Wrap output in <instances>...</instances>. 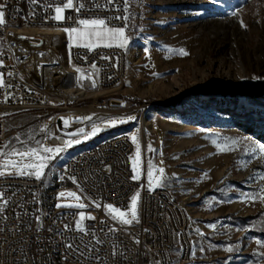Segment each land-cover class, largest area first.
<instances>
[{"label":"rangeland","instance_id":"1","mask_svg":"<svg viewBox=\"0 0 264 264\" xmlns=\"http://www.w3.org/2000/svg\"><path fill=\"white\" fill-rule=\"evenodd\" d=\"M129 4L126 48L130 68L140 71L141 78L125 92L138 105L153 104L150 123L142 127L144 145L136 135L138 169L142 178L145 163L148 168L151 161L153 185L161 177L158 169H166L163 185L188 208L195 255L184 264H264V248L257 243H264V202L247 199L264 187V159L251 151L264 144V92L255 96L237 92L242 90L239 86H251V77L260 80L257 88H264V0H129ZM180 49L187 55L180 54ZM66 84L77 89L87 82L69 80ZM89 92L69 101L70 105L77 108L108 99L104 90ZM216 111L220 114L214 115ZM51 117L44 110H10L5 117V145L20 146L22 139L28 141L27 148L36 146L44 131L59 129L58 120L44 127ZM132 117L112 119L126 121L115 126L106 121L99 125L128 127L137 120ZM63 130H68L66 124ZM92 132L89 129L87 138L84 134L72 138L65 156L107 135V131ZM158 137L161 162L156 160ZM77 139L80 143L73 142ZM232 140L239 142L232 145ZM24 162L38 163L39 157ZM62 192H74L80 199L58 194V204L84 203L86 207L80 210L86 217L93 216L85 211L87 197L79 188ZM86 222L87 218L84 227ZM212 224L216 227H209ZM228 246L233 248L230 253L225 251Z\"/></svg>","mask_w":264,"mask_h":264},{"label":"built area","instance_id":"2","mask_svg":"<svg viewBox=\"0 0 264 264\" xmlns=\"http://www.w3.org/2000/svg\"><path fill=\"white\" fill-rule=\"evenodd\" d=\"M5 5V25L0 26V73L4 84L0 86V150L7 140V121L3 111L44 110L50 114V125L59 117H67L69 127L84 121L81 107L91 105L98 115L90 120L83 133L93 127L100 129L101 122L114 118L137 116L128 127L110 128L108 136L90 142L70 156H65L71 139L83 135L57 129L54 133L44 131L40 146L64 149L54 156L46 168L57 180L50 189L44 178L18 175L0 177V204L7 201L0 212V264H184L193 259L194 242L190 234V215L184 201L165 185L149 191L147 170L142 178L133 180L134 153L137 142L132 137L140 136L142 145L143 122L152 108L150 102L136 104L125 92L141 78L140 71H132L126 47L97 46L89 50L71 43L69 37L66 52L61 53L72 70L80 69L86 75V87L91 91L104 90L108 99L94 100L77 108L42 85L28 79L29 59L18 54L15 43L21 42L22 32L38 30L37 36L45 38L46 30H60L78 26V19L106 18L110 27H122L123 20L116 16H129L123 0H114V5L105 0H80L85 7L80 12L66 9L65 19L56 21L55 7L63 6L66 0H0ZM76 0H74V5ZM103 7H96V5ZM63 54V56H62ZM104 57H108L105 59ZM95 66V67H93ZM11 74V75H9ZM91 77V78H89ZM248 78V77H247ZM249 79V78H248ZM249 81L247 79H244ZM95 81V87L92 82ZM251 77V86L238 87L239 93L253 96L264 92L257 88L259 82ZM231 93V92H230ZM255 96V95H254ZM77 100H80L77 98ZM112 100H121V105H112ZM81 114L82 120L71 121L73 114ZM130 113V114H129ZM138 129V130H136ZM35 138L32 142H35ZM28 141L21 139V147ZM17 148L18 146H14ZM154 152H150L153 159ZM64 161L63 169L58 163ZM74 178V179H73ZM79 188L87 197L85 211L94 219H87L84 231L76 229L80 209L57 207L60 192ZM137 191L141 197L138 204L139 223L123 225L105 207L111 204L127 210L130 198ZM95 202V203H93ZM100 205L97 207L96 205ZM65 225L69 227L66 229ZM110 229H112L110 231ZM99 241V243H97ZM138 241V243H137ZM67 244H72L71 249Z\"/></svg>","mask_w":264,"mask_h":264},{"label":"snow or ice","instance_id":"3","mask_svg":"<svg viewBox=\"0 0 264 264\" xmlns=\"http://www.w3.org/2000/svg\"><path fill=\"white\" fill-rule=\"evenodd\" d=\"M37 0H32V3H36ZM63 2V0H62ZM106 4L114 5V0H105ZM124 3V10L127 11V4L128 0H123ZM4 4H0V26L5 25V12H4ZM75 7L76 12H80L81 9L85 7L83 3H80V0H76V4L74 5V0H66V2H63V6H57L55 7V15L52 17L56 21H63L65 19L64 12L66 9H73ZM96 7H103V5L97 4ZM233 16H236L237 13L235 11L232 12ZM117 20H123L124 25L122 27H110L109 21L106 18H84V19H78L77 27L72 28H64L63 31L65 33H68L69 40L75 41L76 46H81L86 49H93L94 47L100 46L103 44L105 47H113L118 46L121 48H124L128 44V37L126 35V27L127 22L130 19L129 16H116L114 17ZM241 25H243V22L241 21ZM246 27V26H244ZM106 42V43H105ZM147 42V41H146ZM175 51V50H170ZM180 54L187 55V53L183 50H179ZM43 56V53L40 54ZM105 59H108V57H104ZM3 62L0 61V66H2ZM95 67V66H93ZM76 71H80V69H76ZM11 75V74H9ZM91 78V77H89ZM255 79V77H253ZM4 84L3 74L0 73V86ZM92 86L95 87V81L92 82ZM84 119H91V117H86ZM135 117H127V120H134ZM124 123L125 120H112L109 121V126H115V124ZM65 124H67V121H65ZM99 129L97 127H93L92 134L94 135ZM80 133L84 134L85 138H87L88 134L83 133V130H79ZM227 139H225V142H227ZM17 140H19V137H17ZM133 142H137V137H132ZM74 143H80V140L73 141ZM238 140H232V145H235L238 143ZM70 146V145H68ZM217 147L220 148V144L217 143ZM3 149H7L6 151L0 150V177L4 176H12V175H18L21 177L25 176H34L37 180H40L44 177L45 172L44 169L49 166L51 161L55 159L54 156L50 155L53 150L41 147H29L25 150L16 149L14 146L10 145H4ZM64 149H56V153L59 154ZM221 151H223V148H220ZM252 152L257 153L261 156L262 159H264V144L256 145L252 150ZM11 157H19V159H11ZM33 157H39L38 163H25V158L32 159ZM140 162V148L139 144H137V152H136V158L133 161V172L136 173V175L132 176L133 180L140 179V171L138 169V165ZM158 171L161 173V177L156 178L155 185H153V172H154V166L152 165L151 161L148 162V168L146 173L147 178V187L149 191H154L155 187H161L163 186V173L164 169L160 168ZM74 179V178H73ZM59 197H72L76 199L77 201L80 199L79 196L76 195L74 192L59 193ZM141 197L140 191H137L135 194H133L130 198V204L128 206V209L126 211H122L120 208L114 207L111 204L106 205L105 207L112 215L113 220H118L119 223L123 225H131L133 222L139 223V217H138V203ZM247 199L251 201L260 200L264 202V187L260 188V191L258 193H252L249 194ZM95 203V202H93ZM7 201H4V204H0V212L4 210V207L6 206ZM99 207L100 205H96ZM57 207H67V208H76V209H84L86 205L84 203H63V204H57ZM130 216V218H128ZM94 219V217L85 216V213L83 211L79 212V220L76 221V229L83 232L84 226L83 221L85 219ZM69 226L65 225V228L67 229ZM211 228H215L216 225L212 224L209 225ZM112 229H110L111 231ZM199 233V229L196 230ZM200 235H203V233H199ZM99 243V241H97ZM138 243V241H137ZM258 244L262 248H264V243L257 241ZM67 248L71 249L73 247L72 244H67ZM200 251H203L201 248ZM225 251L232 252L233 248L231 246H228ZM192 255H195V253H192ZM261 255H264V253H261Z\"/></svg>","mask_w":264,"mask_h":264},{"label":"bare ground","instance_id":"4","mask_svg":"<svg viewBox=\"0 0 264 264\" xmlns=\"http://www.w3.org/2000/svg\"><path fill=\"white\" fill-rule=\"evenodd\" d=\"M35 30V29H33ZM30 31V30H29ZM38 31V30H37ZM39 32H22L21 42L13 45L14 49L20 56L29 59L27 68L28 79L34 84H40L43 87L59 94H64L65 101H73L76 98H83L90 94L85 86H80L77 89L71 88L66 81H75L82 84L86 80V75L81 71L71 70L67 60L64 62L61 59V53L66 52L67 46L64 41L68 39V33L60 30H49L45 38L37 36ZM43 53V56L40 54ZM67 62V63H66ZM174 86V85H173ZM100 89L96 88L99 92ZM81 109V112L86 117H91L92 120L98 115L96 109L91 105H86ZM218 111L214 115H219ZM89 119H84L81 123L72 124L70 126L71 133H79V130H85ZM150 123L149 118L143 124ZM50 124V120L45 121L44 127Z\"/></svg>","mask_w":264,"mask_h":264},{"label":"crops","instance_id":"5","mask_svg":"<svg viewBox=\"0 0 264 264\" xmlns=\"http://www.w3.org/2000/svg\"><path fill=\"white\" fill-rule=\"evenodd\" d=\"M71 43H72V41H71ZM73 44V43H72ZM74 45V44H73ZM10 110H13V109H10V108H7V109H5L4 111H3V115L6 117V115H7V113L10 111ZM121 128H125V127H115V129H121ZM108 134H109V132H107V135L106 136H108ZM106 136H103L102 138H104V137H106ZM101 139V138H100ZM157 145H156V147H155V149H157L158 150V157H157V161L158 162H161V160H164L161 156H160V154H161V145H160V140H159V137H158V139H157ZM40 146V143H37V145L36 146H28V147H39ZM84 147V146H83ZM82 147V148H83ZM25 148H27L26 146L25 147H21V146H18L16 149H25ZM81 148H75L74 150H73V152L72 153H70V154H68L67 156H70L71 154H73L75 151H78V150H80ZM27 160V158H25V161ZM152 160V159H151ZM154 160V159H153ZM152 160V161H153ZM64 164H65V162L64 161H62V162H60V163H58V168L59 169H63V167H64ZM164 164H165V167H166V163H165V161H164ZM145 169L147 170V162L145 163ZM144 169V170H145ZM164 175H165V177H166V169H165V171H164ZM44 180H45V184H46V188H48V189H50L51 188V186H53V184L56 182V180H57V178L53 175V174H51V173H48L47 172V170H46V173H45V175H44ZM165 179V178H164ZM164 181V180H163Z\"/></svg>","mask_w":264,"mask_h":264},{"label":"water","instance_id":"6","mask_svg":"<svg viewBox=\"0 0 264 264\" xmlns=\"http://www.w3.org/2000/svg\"><path fill=\"white\" fill-rule=\"evenodd\" d=\"M111 104L112 105H121L122 104V101L121 100H112L111 101ZM82 120V115L81 114H78V113H76V114H73L72 116H71V121H73V122H78V121H81ZM65 121H67V131H64L63 130V126H64V124H65ZM58 126H59V129L60 130H63L64 132H69L70 131V127H69V125H68V118L67 117H63V116H61V117H59L58 118ZM110 128L109 127H104V126H102V127H100V131H108ZM135 160V159H134ZM133 160V161H134ZM115 207V206H114Z\"/></svg>","mask_w":264,"mask_h":264}]
</instances>
